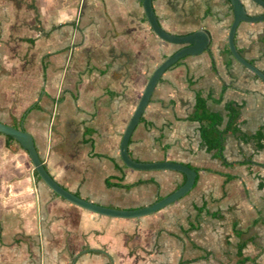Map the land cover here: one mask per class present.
Listing matches in <instances>:
<instances>
[{"label":"crops","instance_id":"0c3cea01","mask_svg":"<svg viewBox=\"0 0 264 264\" xmlns=\"http://www.w3.org/2000/svg\"><path fill=\"white\" fill-rule=\"evenodd\" d=\"M242 1L250 13L252 2ZM153 7L167 32L204 29L211 37L207 51L163 75L129 144L136 161L179 162L198 173L190 193L174 203L191 217L174 225L181 234L169 230L177 241L186 238L188 260L174 240L171 264H210L217 240L221 261L230 248L238 264L237 246L246 241L244 255L256 260L246 264H264V150L255 153L228 134L223 155L238 165L226 167L202 147L200 124L186 120L201 92L211 96L208 109L224 117L226 102L243 104L244 133L264 126V82L226 51L231 4L153 0ZM235 41L264 72V22L242 23ZM180 48L153 33L142 0H0V122L23 125L50 175L71 193L116 209L151 205L182 186L184 175L131 170L120 143L149 77ZM215 172L237 179L225 184ZM107 180L134 186L108 187ZM155 214L118 219L71 204L0 134V264H148L164 222Z\"/></svg>","mask_w":264,"mask_h":264},{"label":"water","instance_id":"95a60500","mask_svg":"<svg viewBox=\"0 0 264 264\" xmlns=\"http://www.w3.org/2000/svg\"><path fill=\"white\" fill-rule=\"evenodd\" d=\"M228 1L230 2L233 11V22L230 26L227 38L228 48L231 56L240 65L252 72L256 77L264 82V72L256 65L248 61L244 56H242L236 46L235 41L237 30L242 23L255 24L264 22V0H250L252 3L263 9V13L256 15H252L248 12L242 0ZM142 4L147 21L153 33L164 42L178 45L181 48L171 56L165 58L164 61L155 68L154 72L149 77L148 82L142 92V96L122 135L119 154L123 165L134 171H174L183 174L185 176V182L182 186H180L171 194L159 199L155 203L138 209L125 210L99 205L71 193L54 180L38 154L32 134L26 131L23 125L20 128H17L0 122V134L11 137L17 143H19L21 148H23L28 153L36 174L56 195L93 214L118 219H140L153 215L167 208L190 193L198 176V173L195 169L179 162H141L136 161L129 154V144L131 137L136 127L140 123L142 116L151 101L152 95L163 75L171 67L176 65L184 58L201 55L209 49L211 43V37L204 29L197 30L187 35H175L167 32L161 26L157 18L153 7V0H142Z\"/></svg>","mask_w":264,"mask_h":264},{"label":"trees","instance_id":"16d2710c","mask_svg":"<svg viewBox=\"0 0 264 264\" xmlns=\"http://www.w3.org/2000/svg\"><path fill=\"white\" fill-rule=\"evenodd\" d=\"M226 51L229 55H231L229 48H227ZM210 97H211L210 95L205 97L201 92H197L195 97L194 111L186 119L188 121L198 122L200 124L199 134L201 138L202 147H204L208 153H211L214 158L221 160L223 165L226 167H233L238 165V163L236 164L229 163L223 155L224 142L228 134H232L233 136H236L244 144H251L255 150V153L263 151L264 126H260L253 134H247L241 130V127L244 124V121L241 119V110L243 108V104H240L235 101L226 102L224 105L226 111V116H225L226 121H225V117L223 116V114L219 112H211L208 109L207 103ZM6 139L8 141V146H11L12 143H17L11 137L6 136ZM17 144L19 145V143ZM208 171L213 172L212 170H208ZM215 173L225 177V184L232 180L237 179V177L233 175L222 174L218 172ZM258 179H259L258 188L262 190L264 188V178L259 176ZM106 184L108 187L117 186V187L131 188L134 186V185L122 186L119 183H111L110 180H107ZM210 215L212 218H220L219 214H210ZM247 243L248 242L246 241H241L237 246L238 264H246L248 262L256 263L255 259L246 257L244 255V250L247 246Z\"/></svg>","mask_w":264,"mask_h":264},{"label":"rangeland","instance_id":"374dc122","mask_svg":"<svg viewBox=\"0 0 264 264\" xmlns=\"http://www.w3.org/2000/svg\"><path fill=\"white\" fill-rule=\"evenodd\" d=\"M248 4H249L250 14L256 15L261 11V9L256 6V4L254 3H248ZM37 21L39 22L40 20L37 19ZM5 48L8 49V46L4 47V55L7 51ZM25 57L26 56H24V58ZM7 61H8V57H7ZM5 62H6V58H4V73L6 75L5 70L7 68L9 69V66L8 65L6 66ZM155 216H158L159 219L164 222L162 229L157 233L158 237L156 238L157 239L156 242L155 243L153 242V244L151 245L152 248L147 254L148 264H171V262L174 261V259H172L171 249L172 246L175 245L174 240L176 239L174 236H171V232L169 230L172 231V234H175V232L181 234V231L177 229L174 225L179 224V222L185 220L188 216L191 217V215L187 208H185L184 210L179 209L178 206L174 204L160 211L159 213H156ZM182 238H183L182 240L179 239L178 241L176 240L178 242V253L179 255H181L183 251L184 252L182 254L183 260H188V254H186V251H188L190 247L188 245V242H186V238L184 237V235ZM211 246L213 247V251H212L213 256L207 259V261H210V264H224V263L235 264V255L233 249L229 248L227 251L226 258H223V261H221L219 258L214 257V255L216 256L217 254H219L218 240L215 241L214 244H212ZM191 254L197 256V254H201V252L195 251ZM191 256L192 255H189V257Z\"/></svg>","mask_w":264,"mask_h":264}]
</instances>
